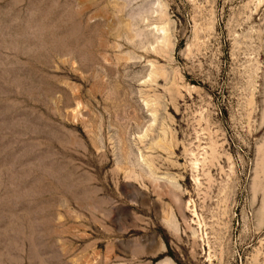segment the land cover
<instances>
[{"label":"rangeland","instance_id":"obj_1","mask_svg":"<svg viewBox=\"0 0 264 264\" xmlns=\"http://www.w3.org/2000/svg\"><path fill=\"white\" fill-rule=\"evenodd\" d=\"M0 264H264V0H0Z\"/></svg>","mask_w":264,"mask_h":264},{"label":"bare ground","instance_id":"obj_2","mask_svg":"<svg viewBox=\"0 0 264 264\" xmlns=\"http://www.w3.org/2000/svg\"><path fill=\"white\" fill-rule=\"evenodd\" d=\"M166 223V222H165ZM167 225H169L168 223H166Z\"/></svg>","mask_w":264,"mask_h":264}]
</instances>
